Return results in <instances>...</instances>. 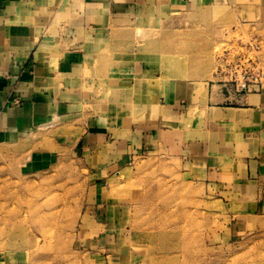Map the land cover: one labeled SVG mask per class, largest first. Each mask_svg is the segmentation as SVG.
Segmentation results:
<instances>
[{
  "label": "rangeland",
  "instance_id": "rangeland-1",
  "mask_svg": "<svg viewBox=\"0 0 264 264\" xmlns=\"http://www.w3.org/2000/svg\"><path fill=\"white\" fill-rule=\"evenodd\" d=\"M165 16L149 22L145 41L156 53L154 82L231 79L226 65L241 62L259 70L264 85V0H195ZM163 55L174 57V66ZM131 92L97 95L107 108L128 104L122 111L132 113L140 108ZM79 136L69 122L52 120L21 141L0 143V264H108L98 242L107 230L118 240L109 250L122 254V263L264 264V219L239 216L236 196L202 179L172 149L149 148L98 179L92 158L79 151ZM100 206L109 227L97 225ZM164 210L179 214L178 228ZM166 242H180L181 253L166 254Z\"/></svg>",
  "mask_w": 264,
  "mask_h": 264
},
{
  "label": "crops",
  "instance_id": "crops-1",
  "mask_svg": "<svg viewBox=\"0 0 264 264\" xmlns=\"http://www.w3.org/2000/svg\"><path fill=\"white\" fill-rule=\"evenodd\" d=\"M194 3L0 0V143L21 141L52 120L69 122L98 179L166 146L202 179L236 196L239 216L264 219V85L239 92L215 76L154 82L160 73L150 64L156 53L145 47L149 22ZM102 89L135 90L131 99L157 109L127 125L128 104L107 108L97 95ZM100 208L97 225L109 227ZM117 241L109 230L98 238L108 264H127L109 250Z\"/></svg>",
  "mask_w": 264,
  "mask_h": 264
},
{
  "label": "built area",
  "instance_id": "built-area-1",
  "mask_svg": "<svg viewBox=\"0 0 264 264\" xmlns=\"http://www.w3.org/2000/svg\"><path fill=\"white\" fill-rule=\"evenodd\" d=\"M226 66L229 67L230 71H233L230 74L231 79L218 80L227 84L228 87L234 88L239 92H248L262 87V76L259 70H255L254 67H246L241 62H235Z\"/></svg>",
  "mask_w": 264,
  "mask_h": 264
},
{
  "label": "bare ground",
  "instance_id": "bare-ground-1",
  "mask_svg": "<svg viewBox=\"0 0 264 264\" xmlns=\"http://www.w3.org/2000/svg\"><path fill=\"white\" fill-rule=\"evenodd\" d=\"M163 18L166 19L167 17L164 15ZM178 58H179V57H178ZM162 59H163L162 62H163L164 64L169 65L168 67H170V66H174V63H173V61H174V59H175L174 57H169V56H167V55H163ZM176 62H177V61H176ZM179 64H180V63H179ZM177 65H178V63H177ZM131 102H132V101H131ZM139 104H142V103H140V102L137 103V107L140 108L141 110L139 109V110H137V111H135V112L133 111V112H132V116H133V117H136V118H137V117L143 116V115L145 114V111L143 110V109H145V108H144L145 105H139ZM135 105H136V104H135ZM130 106H132V105H130ZM133 106H134V104H133ZM133 106H132V107H133ZM138 108H137V109H138ZM135 110H136V109H135ZM138 111H139V112H138ZM166 206H168V205H165L164 207L167 208ZM170 206H171V205H170ZM174 208H175V207H174ZM169 209H171V208H169ZM169 209H168V210H169ZM157 210H158V209H157ZM160 210H161V209H160ZM168 210H166V211L164 210V213L167 212ZM161 211H163V209H162ZM161 211H160V212H161ZM171 211H172V210H171ZM173 211H174V210H173ZM175 211H176V210H175ZM168 212H169V211H168ZM178 212H179V210H178ZM162 213H163V212H162ZM173 213H174V212H173ZM173 213H172L171 215H170V213H168L169 215L165 213V215H163V216H164L163 218H164L165 220H169V221H170L169 224H173V225L176 226V225L178 224V221H180L179 219H181V217H178L179 214H178L177 216H174L175 214L173 215ZM175 213H176V212H175ZM159 214H160V213H159ZM173 216H174V217H173ZM180 216H181V215H180ZM158 217H159V216H158ZM160 217H161V216H160ZM161 218H162V217H161ZM161 218H160V219H161ZM160 219H159V220H160ZM160 221H161V220H160ZM156 222H158V221L156 220ZM160 223H161V222H160ZM167 223H168V222H167ZM167 223H166V227H167V225H168ZM162 224H163V223H162ZM173 225H172V226H173ZM180 225H181V223H180ZM180 225H179V226H180ZM160 226H162V225H160ZM163 226H164V225H163ZM173 227H174V226H173ZM176 227L178 228V225H177ZM157 228H158V227H157ZM160 228H162V227H160ZM168 228H169V227H168ZM168 228H167V229H168ZM163 229H166V228L164 227ZM171 229H172V228H171ZM175 229H176V228H175ZM5 230H6V229H5ZM155 232H156V231H155ZM179 243H180V242H177V243H174L172 246H170V245H168L169 243L166 242L165 245H166V247H168V249H166V250H167V251H166V254L169 255L171 252H173L172 254H174V255H177V254H178V255H179V253H181V252H179V248H181V244L179 245ZM181 243H182V242H181ZM183 247H185V249H186V245H183ZM188 247H189V246H188ZM186 251H187V250H186ZM166 254L162 255V257L159 258V259L163 261V260L168 256V255H166ZM190 256H191V255H190ZM188 257H189V256H188ZM167 258H168V257H167ZM176 258H177V257H176ZM183 258H184V257H183ZM167 261H168V260H167ZM177 263H178V262H177ZM161 264H162V263H161ZM174 264H175V263H174Z\"/></svg>",
  "mask_w": 264,
  "mask_h": 264
}]
</instances>
